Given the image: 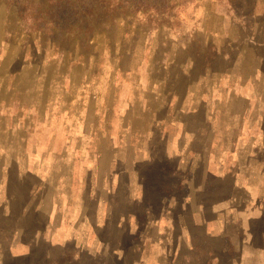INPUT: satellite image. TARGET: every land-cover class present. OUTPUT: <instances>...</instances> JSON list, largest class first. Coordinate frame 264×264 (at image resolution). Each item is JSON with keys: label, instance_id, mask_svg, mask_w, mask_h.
I'll use <instances>...</instances> for the list:
<instances>
[{"label": "rangeland", "instance_id": "1", "mask_svg": "<svg viewBox=\"0 0 264 264\" xmlns=\"http://www.w3.org/2000/svg\"><path fill=\"white\" fill-rule=\"evenodd\" d=\"M0 264H264V0H0Z\"/></svg>", "mask_w": 264, "mask_h": 264}]
</instances>
